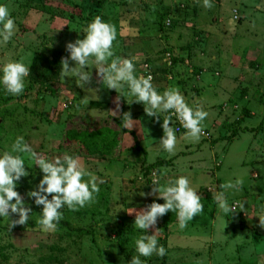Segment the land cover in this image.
I'll list each match as a JSON object with an SVG mask.
<instances>
[{
    "label": "rangeland",
    "instance_id": "1",
    "mask_svg": "<svg viewBox=\"0 0 264 264\" xmlns=\"http://www.w3.org/2000/svg\"><path fill=\"white\" fill-rule=\"evenodd\" d=\"M106 1L0 0L16 24L13 38L0 44V64L20 61L30 69L20 95L0 88V154L11 152L16 137L22 136L38 154L78 157L103 180L94 203L62 209L55 230L41 232L37 223L40 206L25 195L41 173L25 159L29 175L21 178L15 190L32 214L26 225L10 230L7 218H0V264H128L137 255L133 237L141 235L133 225L135 211L154 200L163 203L155 193L149 195L153 174L160 177L161 185L177 175L187 176L201 197L203 210L183 229L178 227L175 212L164 214L168 224L159 218L156 238L165 247V255L141 257L146 264H256L252 258L264 253V236L247 228L241 219L246 206L226 217L223 232L218 231L217 218L212 219L210 211L214 195L222 190L219 186L237 177L242 180L241 190L225 191L229 205L243 197L246 202L264 197V0H213L208 9L201 0L119 1L124 37L113 41V53L135 58V75H151L158 92L178 89L189 105H200L208 113L202 122L206 139L190 141L182 128L175 132L177 145L172 155L158 144L163 116H146L142 104L129 103L126 88L123 95L103 88L92 65L89 70L95 82L89 86L97 89V97H89L74 81L61 76L65 44L82 39V29L95 16L108 20L103 15L113 10ZM167 7L173 8L172 23L161 32L156 24L166 17ZM81 16L88 21L80 20ZM179 56L183 68L172 66V57ZM254 60L256 65L251 67ZM7 95L12 99L5 102ZM117 96L121 97L117 116L129 114L131 130L140 135L137 146L130 133L120 131L114 136L108 130L88 140L87 148L61 144L70 115L84 112V117H111L108 111L115 109ZM171 119L174 128L181 126L174 116ZM115 123L121 128L120 120ZM263 207L257 205L249 217L254 220L250 226L254 223L261 232ZM131 208L134 211L129 213ZM153 231L149 228L147 234ZM166 231L171 236L166 238Z\"/></svg>",
    "mask_w": 264,
    "mask_h": 264
},
{
    "label": "clouds",
    "instance_id": "2",
    "mask_svg": "<svg viewBox=\"0 0 264 264\" xmlns=\"http://www.w3.org/2000/svg\"><path fill=\"white\" fill-rule=\"evenodd\" d=\"M201 2L202 6L208 9L212 7L213 0H201ZM15 32L16 24L8 7L0 4V44H7ZM82 32L84 33L82 39L77 38L65 44L67 56L62 57L59 64L62 78H70L78 87L84 89L89 97H97V89L89 86L93 83L91 69L95 68L96 77L103 88L113 89L116 93L119 91L121 95L126 88L127 95L131 97L129 103L142 104L146 116L155 119H161L163 116L160 123L163 134L158 144L169 155L174 154L177 145L171 119L173 116L185 129L186 139L199 141L203 134L202 122L208 115L202 106L189 105L175 88L158 92L152 83L151 75L134 74L135 58H126L124 55L114 57L112 47L117 31L114 25L104 21L101 16L92 18ZM89 65H92L90 70ZM29 71V67L20 61L0 64V88L8 94L20 95L24 90V81ZM120 98V96L116 97L115 109L108 112L111 117L120 120L121 128L131 130L133 124L129 114L125 112L117 116ZM81 115L84 117V112H81ZM25 159L31 162V167L33 165L38 167L41 173L35 187L25 193L34 205L40 206L37 223L41 232L55 230L62 219V209L75 210L95 202V194L99 191L98 184L103 183V180L88 171L78 157L67 153L46 157L33 151L24 138L18 136L11 145V152L5 151L0 154V218H7L8 230L15 225H26L32 214V208L15 190L21 178L29 175L25 168ZM159 181L160 177L153 174L150 183L152 191L149 195L155 193L163 203H156L154 200L135 211L133 225L141 231V235L139 238L133 237L137 255L131 256L128 264H146L141 257L148 258L154 253L157 256L165 255V247L157 242L158 229L155 226L157 220L166 212H175L178 227L183 229L187 221H191L203 210L201 197L197 194V189L191 186L187 176L177 175L164 185ZM241 185L242 180L239 177L229 180L219 186L222 190L217 191L213 197L219 210L217 216L219 232H223L229 214L237 208L244 210L243 202H233L229 205L225 195V191L229 189L234 192L240 191ZM131 209L129 213L134 211L133 208ZM259 224L264 227V218L259 217ZM149 228L154 230L151 235L147 234ZM258 264H262L260 257Z\"/></svg>",
    "mask_w": 264,
    "mask_h": 264
},
{
    "label": "trees",
    "instance_id": "3",
    "mask_svg": "<svg viewBox=\"0 0 264 264\" xmlns=\"http://www.w3.org/2000/svg\"><path fill=\"white\" fill-rule=\"evenodd\" d=\"M119 1H121V0H108V1H106V2H111L110 5L112 6L113 11H112V13H108V14L103 15V17L106 18L109 16L108 20H106V22H109L115 26L116 31H117V37L116 38H123L124 36L122 35L123 32L121 31V23H120L122 21L121 16H122L123 12L119 8L120 4H122ZM240 2L243 3V2H245V0H242ZM165 10L167 11V15H166L167 18L165 17L163 21H159L158 24H156L158 29H160L161 32H165L166 27H170L167 25L169 23H172L171 18H172V14H173V8L170 9L167 7V8H165ZM79 19L83 20V21L86 19V22L88 21V19L84 16L79 17ZM44 37H46V36H44ZM184 48L186 50H189L187 47H184ZM246 51H248V50L244 49L242 52L245 53ZM117 53H118L117 51H115L113 53L114 57L121 55V53H119V54H117ZM125 56H127V55H125ZM183 61L184 60L180 56L179 57H172V61H171L172 66L174 65V67H176V68H183V64L181 66V63H183ZM255 65H256L255 60L250 62L251 67H255ZM169 70L170 69H165V72L166 73L169 72L171 75H173L174 74L173 71L170 72ZM135 71H136V69H135ZM135 71H134V74H135ZM202 74H206V72H202ZM93 82H95V81L93 80ZM10 99H12V98H10V96L7 95L6 98L4 99V101L7 102ZM114 119L116 120L115 117L102 118V117H89V116L83 117L82 115H70L68 117V119L66 120L67 121L66 122L67 128H66V132L64 134L65 137L61 141V144H64L66 146H70L72 143H78L81 145V147L87 148V146L89 145L88 140L97 139L98 137H101L100 133L102 130H108L107 133L115 134L114 136L119 134L120 131H122L123 133H130L136 141L134 146H137L139 143H138V139L136 137L135 131L130 130V129H121L115 123L119 119H117L112 124L111 120H114ZM116 125L118 126V128ZM176 128L177 127L174 128L175 132H177ZM201 136H203V138L206 139V137L203 134ZM88 150H89V147H88ZM160 163L162 164V162H160ZM206 196L209 198L211 196V193L209 191H207ZM212 203H214V202H212ZM160 219L163 220V223H165V224H168L170 222V220H167L166 215L165 216L163 215V217H160ZM166 228H167V226H166ZM254 230H256V229H254ZM166 232H165V235L167 238V235L171 232H167V233ZM168 236H170V234ZM260 236H262V234H260Z\"/></svg>",
    "mask_w": 264,
    "mask_h": 264
},
{
    "label": "crops",
    "instance_id": "4",
    "mask_svg": "<svg viewBox=\"0 0 264 264\" xmlns=\"http://www.w3.org/2000/svg\"><path fill=\"white\" fill-rule=\"evenodd\" d=\"M135 133H136V137H140V135H139V132H136L135 131ZM211 174V173H210ZM209 174V175H210ZM189 175V174H188ZM209 189V188H208ZM211 190V189H210ZM234 202H236V201H234ZM241 202H243L244 204H245V206H246V208L247 209H245L243 212H242V220H244V222H245V225H246V227L247 228H249V229H251V230H253L255 233H257L259 236H260V234H262V236H264V232H261V231H259L258 229H256V230H254L255 228L253 227V224L250 226V223H251V221H253L254 222V220L253 219H251V218H249L250 217V215H252L255 211H256V207H257V205H260V206H264V197H262V196H257V197H255V198H250V200L248 201V202H246L245 201V197H243L242 198V200H241ZM263 209V211H264V207L262 208ZM211 212V218L212 219H214L215 221H216V218H217V216H218V212H219V210L216 208V205H215V202H214V205H213V208H212V210L210 211ZM215 212H217V213H215ZM215 221H214V223H215ZM247 223V224H246ZM244 225V224H243ZM229 228H230V226L229 227H227L226 228V233L229 231ZM171 236V235H170ZM262 236H260V237H262ZM227 240L228 239H226L225 241H223V244H225L226 242H227ZM264 254V253H263ZM262 253L261 254H255V257L254 258H252V262L254 263V262H256V264H258V262H257V259H258V257H261V258H263V255ZM263 261H264V258H263ZM208 264H213L212 262H208Z\"/></svg>",
    "mask_w": 264,
    "mask_h": 264
},
{
    "label": "built area",
    "instance_id": "5",
    "mask_svg": "<svg viewBox=\"0 0 264 264\" xmlns=\"http://www.w3.org/2000/svg\"><path fill=\"white\" fill-rule=\"evenodd\" d=\"M182 128H183V127H181V126H177L176 131H177V132L182 131ZM203 134H204L205 136H207L205 132H203Z\"/></svg>",
    "mask_w": 264,
    "mask_h": 264
}]
</instances>
